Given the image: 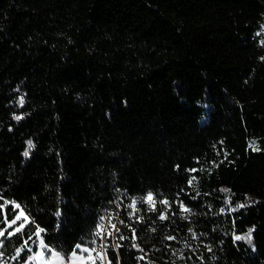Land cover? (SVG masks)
I'll use <instances>...</instances> for the list:
<instances>
[{
  "label": "trees",
  "instance_id": "1",
  "mask_svg": "<svg viewBox=\"0 0 264 264\" xmlns=\"http://www.w3.org/2000/svg\"><path fill=\"white\" fill-rule=\"evenodd\" d=\"M0 204L13 262L264 264V0H0Z\"/></svg>",
  "mask_w": 264,
  "mask_h": 264
},
{
  "label": "snow or ice",
  "instance_id": "2",
  "mask_svg": "<svg viewBox=\"0 0 264 264\" xmlns=\"http://www.w3.org/2000/svg\"><path fill=\"white\" fill-rule=\"evenodd\" d=\"M17 119H19V117H17ZM28 145L29 147H32V141H28ZM23 155L25 157H28L29 156V152L28 151H24ZM177 168H179V166L177 165ZM149 199L152 198V194L149 193ZM14 203V202H13ZM163 204H168V200H163L162 201ZM19 204H16L15 207H8L7 208V213L10 215V216H14L15 219L13 220H10V223L11 224H15L16 221L20 220V216L23 215V212H21L19 215H17L16 213V208H19ZM4 208V205L3 204H0V209H3ZM57 216L60 215L59 212L56 213ZM19 231V230H17ZM40 229H39V226H37V231H36V235L39 236L40 235ZM117 231H119V229H117ZM251 229L249 230V237L251 236ZM97 235L99 236V233H97ZM29 239H31V237H29ZM61 237L59 235H55V236H47L45 237V239H41L39 240V245H40V248L42 249V252L40 253H36V255H42L43 252L45 251H49V248H48V244L45 243V240H48V241H53V240H60ZM101 239H106V237H101ZM121 240L124 239L123 236L120 237ZM237 240L240 239L239 236L236 237ZM5 243H7V241H5ZM95 243V240H90L89 241V244H94ZM249 243H251V239H249ZM57 247H60V245H57ZM76 249L81 253V256H80V261L83 262V264H93V260H92V257H91V253L93 252H96V254L99 256V255H107V247L105 246V251L103 253L101 252H97V249L94 248V247H81L79 243L76 244ZM122 247V245H118L116 248L112 249V251L116 254V259H117V264H120V261H119V251H120V248ZM134 247H138V245H134ZM17 253H20V249L17 248L16 249ZM28 250L26 249L25 250V253L27 252ZM68 251H71V257L70 259L72 260V264H76V255H77V251H73L71 250V248H68L65 252V255H67V252ZM2 254V253H0ZM55 255H59V252H56L54 253ZM33 257L32 256H27V259L31 260ZM20 259H24V255H21L20 256Z\"/></svg>",
  "mask_w": 264,
  "mask_h": 264
},
{
  "label": "rangeland",
  "instance_id": "3",
  "mask_svg": "<svg viewBox=\"0 0 264 264\" xmlns=\"http://www.w3.org/2000/svg\"><path fill=\"white\" fill-rule=\"evenodd\" d=\"M20 212H18L17 215H19L22 211L19 210ZM20 223V224H19ZM27 223V218L25 217V214L23 213V215L20 216V220L16 221L15 224H11L10 222H7V225L9 227H15L13 232L17 231L18 229H21L25 224ZM12 232V233H13ZM8 236H6L4 234V230H0V253H2L1 247L2 244L4 242V240L7 239ZM39 240H41L40 237H38L36 240L33 241L32 244L36 245V250L32 252V248L31 246H24V247H20L19 249L21 250L20 253H22L23 251H25L26 249L29 251H31V253L29 254V256H32L33 258L31 260L27 259L24 263H18L17 261L13 262V259L10 260V258H8L7 256H5L3 253L0 254V264H14V263H18V264H72V260L70 259L71 254L67 257L62 256L61 254L59 255H55L54 253H56V251L52 250L51 248H49V251H45L43 252L42 255H36V253H40L42 252V249L40 248L39 245ZM83 248V247H82ZM20 253H17V257L19 256ZM93 260V264L96 262V260L101 257V255H97L95 252L90 254ZM80 256L81 253L77 250V255H76V264H83V262L80 261Z\"/></svg>",
  "mask_w": 264,
  "mask_h": 264
}]
</instances>
